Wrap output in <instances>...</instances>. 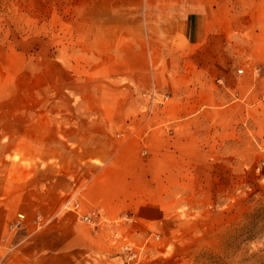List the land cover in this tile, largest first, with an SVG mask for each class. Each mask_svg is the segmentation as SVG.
Masks as SVG:
<instances>
[{
	"label": "crops",
	"instance_id": "1",
	"mask_svg": "<svg viewBox=\"0 0 264 264\" xmlns=\"http://www.w3.org/2000/svg\"><path fill=\"white\" fill-rule=\"evenodd\" d=\"M77 22L70 104L0 108V264H117L264 146V0H78Z\"/></svg>",
	"mask_w": 264,
	"mask_h": 264
},
{
	"label": "rangeland",
	"instance_id": "2",
	"mask_svg": "<svg viewBox=\"0 0 264 264\" xmlns=\"http://www.w3.org/2000/svg\"><path fill=\"white\" fill-rule=\"evenodd\" d=\"M77 18L78 0H0V108H45L47 97L61 108L62 95L70 104L84 72ZM253 140L217 168L228 177L191 180L142 244L112 242L117 264H264V146Z\"/></svg>",
	"mask_w": 264,
	"mask_h": 264
},
{
	"label": "built area",
	"instance_id": "3",
	"mask_svg": "<svg viewBox=\"0 0 264 264\" xmlns=\"http://www.w3.org/2000/svg\"><path fill=\"white\" fill-rule=\"evenodd\" d=\"M149 98L151 100L156 98V94L155 93H151ZM167 98L166 94H163L161 96H158V99L154 100L155 102H157L158 104H161L165 101V99ZM65 208L69 209V210H73L75 212H79L80 208H79V202L78 199H75L72 203L65 205ZM98 215V213L96 211H91L89 214L85 215V214H79L80 219H82L85 222H92V218L96 217ZM19 223H15L14 226H18Z\"/></svg>",
	"mask_w": 264,
	"mask_h": 264
}]
</instances>
